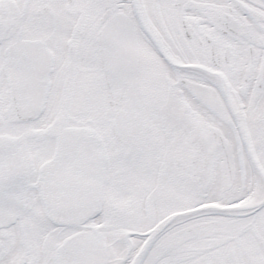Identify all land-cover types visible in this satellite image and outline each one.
Returning a JSON list of instances; mask_svg holds the SVG:
<instances>
[{"label": "snow or ice", "instance_id": "obj_1", "mask_svg": "<svg viewBox=\"0 0 264 264\" xmlns=\"http://www.w3.org/2000/svg\"><path fill=\"white\" fill-rule=\"evenodd\" d=\"M0 264H264V0H0Z\"/></svg>", "mask_w": 264, "mask_h": 264}]
</instances>
